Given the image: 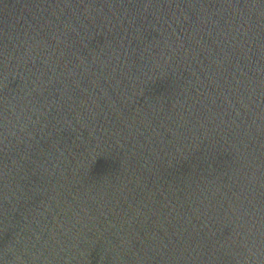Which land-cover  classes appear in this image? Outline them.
<instances>
[{
	"label": "water",
	"instance_id": "obj_1",
	"mask_svg": "<svg viewBox=\"0 0 264 264\" xmlns=\"http://www.w3.org/2000/svg\"><path fill=\"white\" fill-rule=\"evenodd\" d=\"M0 264H264V0H0Z\"/></svg>",
	"mask_w": 264,
	"mask_h": 264
}]
</instances>
